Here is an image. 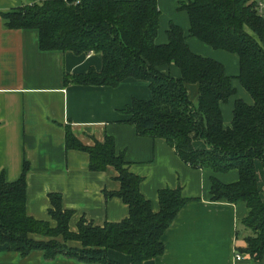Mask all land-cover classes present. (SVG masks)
<instances>
[{
	"label": "trees",
	"instance_id": "16d2710c",
	"mask_svg": "<svg viewBox=\"0 0 264 264\" xmlns=\"http://www.w3.org/2000/svg\"><path fill=\"white\" fill-rule=\"evenodd\" d=\"M179 10L188 16V37L238 58L236 79L252 103L235 102L228 128L223 126L220 105L235 94L231 78L219 62L194 55L183 29L174 24L169 25L167 44H156L157 0H41L1 17L7 29L36 30L44 52L101 56L100 72L90 69L87 74L66 75L64 85L116 87L129 78L148 82L151 99L133 100L125 108L128 123L139 137L164 140L193 169L238 172V180L230 185L213 180L211 198L246 205L248 215L241 224L251 235L242 252L259 260L264 250V189L260 191L257 184L255 166L260 162L264 170V17L252 0H191ZM169 66L179 75L162 70ZM189 85L197 86V106L189 98ZM200 141L205 147L197 150L194 142ZM66 147L85 149L69 138ZM85 150L92 171L108 166L116 170L120 190L114 195L128 206V219L100 228L81 222L77 232L70 233L69 213L55 195L50 216L57 221L56 228L34 220L26 214L25 164L19 180L9 184L0 179V244L22 257L43 251L49 260L63 255L84 264H115L108 260L110 251L126 255L131 264L159 257L165 230L187 203L181 190H160V209L155 214L140 193L142 179L126 169L112 139ZM59 237L61 242L56 241ZM68 242L80 246L69 248Z\"/></svg>",
	"mask_w": 264,
	"mask_h": 264
},
{
	"label": "crops",
	"instance_id": "0c3cea01",
	"mask_svg": "<svg viewBox=\"0 0 264 264\" xmlns=\"http://www.w3.org/2000/svg\"><path fill=\"white\" fill-rule=\"evenodd\" d=\"M190 1L157 0L160 17L156 44H167L169 25L174 24L183 29L194 55L222 65L235 90L228 102L220 105L223 126L228 128L235 102L251 104L252 99L236 79L239 74L236 55L214 50L188 37V16L179 6ZM257 1L264 11V0ZM39 2L0 0V179L9 184L19 180L24 165L28 164L26 214L56 228L57 221L52 220L50 211L51 197L57 195L61 209L69 213L70 233H76L81 222L100 228L127 220L128 206L114 195L120 190L116 170L108 166L103 171H92L85 150L112 139L115 153L122 156L126 169L142 179L140 193L151 203L153 213L159 212L158 192L162 189H180L181 196L187 200L162 236L163 254L144 264H264V250L259 260L242 252L246 248L245 239L251 235L241 224L248 215L246 205L225 200L215 202L211 198L213 180L230 185L238 180V172L193 169L164 140L139 137L128 123L130 117L124 114L125 108L133 100L151 99L148 82L129 78L116 87L64 85L66 75L87 74L90 69L100 72L101 56L44 52L38 45L36 30L4 27L1 15ZM162 70L179 75L173 66ZM188 93L197 106V86L189 85ZM68 138L85 149H67ZM66 245L80 246L76 242ZM236 255L242 260H237ZM107 257L115 264H131L129 257L117 251H110ZM0 264L84 263L63 255L49 260L43 251H32L22 257L0 244Z\"/></svg>",
	"mask_w": 264,
	"mask_h": 264
},
{
	"label": "rangeland",
	"instance_id": "374dc122",
	"mask_svg": "<svg viewBox=\"0 0 264 264\" xmlns=\"http://www.w3.org/2000/svg\"><path fill=\"white\" fill-rule=\"evenodd\" d=\"M261 8H262V6H261ZM261 12H263V17H264V11H263V8H262V10H261ZM262 14V13H261ZM160 30H161V27H160ZM161 34V33H160ZM163 35L165 36V32L163 33ZM155 39H158V37L157 38H155ZM156 42H157V40H155ZM201 142V143H200ZM200 142H194L195 144H194V147L196 148V149H200V148H202V146L204 145L203 144V142L202 141H200ZM200 144V147L198 146ZM256 165H257V167L255 168V170H256V173H257V184H258V186H259V189H260V191H261V189L262 188H264V170H262V168H261V166H260V162H257L256 163ZM262 174V175H261ZM249 232H250V234H251V231L249 230ZM57 239H59V240H56V241H59V242H61L60 240H61V238L59 237V238H57ZM43 240V239H42ZM42 240H40V241H42ZM49 239H46V241H48Z\"/></svg>",
	"mask_w": 264,
	"mask_h": 264
},
{
	"label": "built area",
	"instance_id": "2783aa9c",
	"mask_svg": "<svg viewBox=\"0 0 264 264\" xmlns=\"http://www.w3.org/2000/svg\"><path fill=\"white\" fill-rule=\"evenodd\" d=\"M252 2L256 4V7L258 8L259 13H261L262 8H261V5L258 3V1L252 0ZM236 259L240 261L242 260V257L240 255H236Z\"/></svg>",
	"mask_w": 264,
	"mask_h": 264
}]
</instances>
